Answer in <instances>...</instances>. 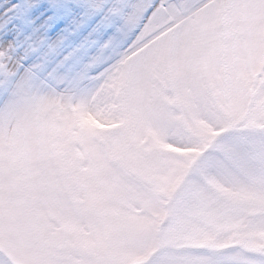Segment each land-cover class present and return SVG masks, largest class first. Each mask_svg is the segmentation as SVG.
I'll return each instance as SVG.
<instances>
[{
    "label": "rangeland",
    "instance_id": "374dc122",
    "mask_svg": "<svg viewBox=\"0 0 264 264\" xmlns=\"http://www.w3.org/2000/svg\"><path fill=\"white\" fill-rule=\"evenodd\" d=\"M39 2L0 0V21ZM108 14L70 72L4 87L0 67V264H264V0Z\"/></svg>",
    "mask_w": 264,
    "mask_h": 264
},
{
    "label": "snow or ice",
    "instance_id": "6c2138e0",
    "mask_svg": "<svg viewBox=\"0 0 264 264\" xmlns=\"http://www.w3.org/2000/svg\"><path fill=\"white\" fill-rule=\"evenodd\" d=\"M110 5L107 0L103 7L89 9L85 0H41L29 5L20 18L6 15L0 21V58L6 56V63L0 67L15 71H8L7 81L0 76L2 86L21 73L31 78L70 72L113 36L120 21L108 14Z\"/></svg>",
    "mask_w": 264,
    "mask_h": 264
},
{
    "label": "bare ground",
    "instance_id": "6f19581e",
    "mask_svg": "<svg viewBox=\"0 0 264 264\" xmlns=\"http://www.w3.org/2000/svg\"><path fill=\"white\" fill-rule=\"evenodd\" d=\"M212 7H214V6L209 7L208 10H210V8H212ZM172 8H173V5L170 4L169 5V10L171 11L172 14H175V12H173V9ZM154 12H155V10H152V12H150V14H149V16H148V18H147V20H146L145 23L150 22V20L152 19L153 15H154ZM214 18H215L214 14L204 15L203 18H202V22H201V24H200L197 32L199 31L200 35H203L204 34V26H205L206 23H208L210 25V28H209V31L208 32L211 33L212 32V25L210 23L214 22ZM143 32H144V29H142L138 33V35L136 36V38H140V36H142ZM135 47L136 46H129L130 50L134 49ZM197 49H199V48H197ZM200 52H202V51L201 50H198L197 53H200ZM116 65H117V61L114 63V66H116ZM91 111L93 112L92 115L95 116L96 118H99L101 121L110 122L113 119H115L114 116L111 113H109L106 110V108H104V107L103 108H97V109L96 108L94 109L92 107L91 108Z\"/></svg>",
    "mask_w": 264,
    "mask_h": 264
}]
</instances>
